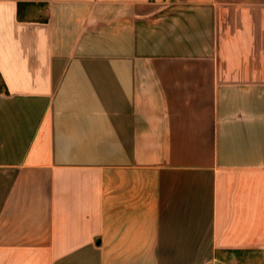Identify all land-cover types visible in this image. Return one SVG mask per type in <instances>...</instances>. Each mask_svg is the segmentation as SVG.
I'll list each match as a JSON object with an SVG mask.
<instances>
[{
	"label": "crops",
	"instance_id": "0c3cea01",
	"mask_svg": "<svg viewBox=\"0 0 264 264\" xmlns=\"http://www.w3.org/2000/svg\"><path fill=\"white\" fill-rule=\"evenodd\" d=\"M0 264H264V0H0Z\"/></svg>",
	"mask_w": 264,
	"mask_h": 264
},
{
	"label": "trees",
	"instance_id": "16d2710c",
	"mask_svg": "<svg viewBox=\"0 0 264 264\" xmlns=\"http://www.w3.org/2000/svg\"><path fill=\"white\" fill-rule=\"evenodd\" d=\"M18 19L21 20V17H20V15H19V13H18Z\"/></svg>",
	"mask_w": 264,
	"mask_h": 264
}]
</instances>
